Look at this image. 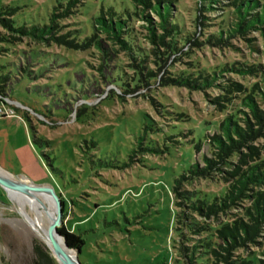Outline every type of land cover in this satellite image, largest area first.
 <instances>
[{
  "label": "rangeland",
  "instance_id": "1",
  "mask_svg": "<svg viewBox=\"0 0 264 264\" xmlns=\"http://www.w3.org/2000/svg\"><path fill=\"white\" fill-rule=\"evenodd\" d=\"M235 1L222 0L215 9L200 10L198 0H173L180 35L176 37L178 51L171 52L166 45L147 39L150 32L145 17L156 27L161 21L157 14L131 0H80L85 4L71 9L69 15H65L69 0H0V16L14 9L15 27L49 25L55 8L62 5L55 36L71 31V39L80 42L94 34L102 9H113L119 18L130 20L129 36L123 38L136 48L133 57L99 33L97 40L107 55L96 45L80 51L52 38L47 42L10 41L12 33L0 27L1 36L9 40L0 42V77L8 79L0 83V109L18 111L15 117H0V169L23 182L54 188L63 214L60 228L74 229L86 241L79 255L81 264H189L183 249L207 234L192 233L181 222L176 224L178 212H187L192 223L216 229L220 223L242 217L250 205L246 200L236 202L227 214L207 218L193 215L189 202L173 194L175 179L195 164L206 166L196 146L205 143L208 132L218 133L226 114L211 102L222 94L219 88L197 91L163 82L167 77L207 69L219 73L217 85L258 82L232 70L264 65L260 29L229 35L239 22ZM257 1L264 5V0ZM156 30L158 35L165 34ZM219 32L230 46L206 43ZM250 40L259 51L251 48ZM222 68L228 70L220 76ZM222 104L229 108L227 114L236 110L240 119L255 124L239 100ZM181 114L187 115L185 119ZM250 145L261 149L264 160V138ZM205 156L212 154L208 151ZM216 173L211 181H183L181 193L194 189L209 202L223 197L231 181L225 184L222 179L229 177ZM33 194L38 208L55 220L51 196ZM21 217L0 186V264H59ZM176 227L186 236L178 238ZM261 228L253 242L231 250L232 259L264 264V224ZM214 235L215 243L224 248L219 249L220 264H227L225 249L231 240L220 241Z\"/></svg>",
  "mask_w": 264,
  "mask_h": 264
},
{
  "label": "trees",
  "instance_id": "2",
  "mask_svg": "<svg viewBox=\"0 0 264 264\" xmlns=\"http://www.w3.org/2000/svg\"><path fill=\"white\" fill-rule=\"evenodd\" d=\"M134 5L141 4L145 9H149L157 14L160 18V22L156 27L163 31L165 34L158 35L153 21L149 17H145L149 24L150 36L147 37L153 44L166 45L171 52L178 51L176 37L180 35L177 28V20L173 18V0H131ZM222 0H198L200 10H212L214 6H220ZM85 4L80 0H69L67 3L66 14L69 15L71 9H76L77 5ZM234 5L237 7L235 15L239 20L238 24L234 27L233 31L229 32L231 37L236 34H244L250 28L260 29L262 37L264 38V5L257 0H236ZM62 9L60 5L56 7L54 13L50 18L49 25L42 27L41 25L28 27H15L12 20L14 9L1 13L0 27L6 32L12 33L10 41L15 38H27L34 42H47L49 38L55 39L59 45L68 46V48L86 51L89 48L96 45L98 50L103 53L104 50L102 44L97 40V33L107 37V40L113 41L114 44H119L122 47V51H126L129 56L136 55L135 47L127 43L128 37V22L130 20H124L119 18L113 9L101 10V16L95 20V32L90 37L80 42L77 38L71 39L73 34L69 31L66 34L55 36V30L57 31L56 18L59 17L57 12ZM259 10V11H258ZM258 11V12H253ZM144 14V10L142 9ZM137 16V13L135 14ZM7 17V18H6ZM174 23V24H173ZM203 25V24H202ZM172 36V40L169 42L166 40L167 36ZM224 33L219 32V35H210L206 40V43L213 44V46H230L227 41L223 40ZM51 39V41H52ZM181 39V38H180ZM183 39V38H182ZM191 43V39H185ZM8 38L1 36L0 42H7ZM251 42V48L257 52L258 47ZM155 52V51H154ZM144 62V60H141ZM143 75L144 68L138 67ZM228 69L222 68L223 72H227ZM233 71L239 73L242 77H254L258 79V82L253 83L250 86L240 85L237 82H229L227 86L217 85L220 81L219 73L213 72L211 69H207L205 72L194 71L192 75L177 76L176 78H169L163 80L165 86L172 87H185L190 90H209L212 88H219L222 90V94L218 97L211 99V102L219 106L220 113H225V120L219 124L218 133L211 135L210 132L205 138V143H200L196 146L197 155H202L203 161L206 166L199 167V164H195L190 167L187 173H184L181 177L175 179L173 194L179 196L183 201L189 202L191 213L206 216L211 218L212 216L218 217L220 214H227L231 210L236 202L248 201L250 204L246 210H244L242 217L238 216L236 219H231L225 223H220L219 228L214 229L207 224L201 225L198 223H192L193 218L187 212H178L176 224L181 222L185 228L192 233L207 234L205 237H201L198 240H194L193 246L185 247L183 249L184 257H188L189 264H220L219 256L220 250H224L223 246L214 241V233H217V239L220 241L231 240V246L226 248L228 256L225 258L227 264H253V261L234 260L231 258V250L242 248L248 242L251 243L259 237L262 225L264 224V160L261 157V149L250 145L257 140L264 138V65L253 64L250 66H243L240 68H232ZM150 77L152 73H149ZM261 79V80H260ZM8 81L5 77H0V83H6ZM122 86H128L122 83ZM1 88V87H0ZM239 94L240 96L236 95ZM237 99L240 101V105L250 110V115L255 121L253 124L249 119H240L236 110H233L231 114H227L226 110L229 108L222 104H232ZM15 112L18 113L17 109ZM17 113L15 115H17ZM185 119L187 115L181 114ZM3 116L2 118H4ZM257 127V128H255ZM37 141V140H36ZM207 147V150H206ZM212 154L211 158L205 156V152ZM246 151V152H245ZM236 158V162L234 159ZM227 169L228 172H223ZM216 172L226 174L229 178H223L222 181L226 184L231 183L226 187V194L222 197H216L213 202L207 201L206 198L201 196V193L196 190L183 191V181L188 180L192 182L194 180H214L216 178ZM233 180V181H232ZM59 196V195H57ZM179 202L177 201V204ZM180 204V203H179ZM192 220V221H191ZM59 233L64 236L70 249L82 251V247L86 245V241L82 236L76 234V230H72L67 227L59 228ZM177 237L186 236L182 231L176 227ZM179 235V236H178ZM181 235V236H180ZM189 240V239H188ZM176 241V240H175ZM214 246H218V249ZM176 247V246H175ZM220 249V250H219ZM206 257L214 258L215 261L211 262ZM81 263V262H80Z\"/></svg>",
  "mask_w": 264,
  "mask_h": 264
},
{
  "label": "water",
  "instance_id": "3",
  "mask_svg": "<svg viewBox=\"0 0 264 264\" xmlns=\"http://www.w3.org/2000/svg\"><path fill=\"white\" fill-rule=\"evenodd\" d=\"M0 186L6 190L8 197L9 191L21 193L24 196L34 198L33 193L37 194H47L51 196L53 201L55 202L56 215L54 223L49 228V232L47 233V248L57 259L59 264H81L78 250L70 249L67 244L66 239L59 232V228L61 226V218H62V209L60 207L59 197L54 192V188L49 185H37V184H26L22 179L9 180V178L3 177L0 175ZM14 202V201H13ZM75 251L76 255H73L72 252Z\"/></svg>",
  "mask_w": 264,
  "mask_h": 264
},
{
  "label": "bare ground",
  "instance_id": "4",
  "mask_svg": "<svg viewBox=\"0 0 264 264\" xmlns=\"http://www.w3.org/2000/svg\"><path fill=\"white\" fill-rule=\"evenodd\" d=\"M0 175L9 180H16L13 176L0 169ZM26 183V182H24ZM26 184H29L26 183ZM9 196L14 201V206L18 213L22 216V220L34 230L35 235L38 236L46 245L47 243V233L49 228L54 223L53 216L50 213H46L38 208L36 197L30 198L22 195L21 193L9 191Z\"/></svg>",
  "mask_w": 264,
  "mask_h": 264
},
{
  "label": "built area",
  "instance_id": "5",
  "mask_svg": "<svg viewBox=\"0 0 264 264\" xmlns=\"http://www.w3.org/2000/svg\"><path fill=\"white\" fill-rule=\"evenodd\" d=\"M3 116L15 117V114L14 112H6V110L3 108V109H0V117H3Z\"/></svg>",
  "mask_w": 264,
  "mask_h": 264
},
{
  "label": "crops",
  "instance_id": "6",
  "mask_svg": "<svg viewBox=\"0 0 264 264\" xmlns=\"http://www.w3.org/2000/svg\"><path fill=\"white\" fill-rule=\"evenodd\" d=\"M2 169V168H1ZM6 171V170H5Z\"/></svg>",
  "mask_w": 264,
  "mask_h": 264
}]
</instances>
